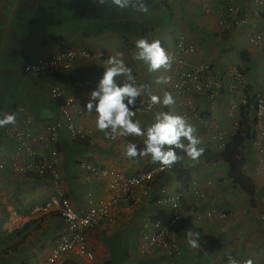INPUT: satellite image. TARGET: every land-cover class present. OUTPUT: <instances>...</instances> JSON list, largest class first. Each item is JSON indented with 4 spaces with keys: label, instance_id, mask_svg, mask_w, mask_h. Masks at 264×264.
Here are the masks:
<instances>
[{
    "label": "crops",
    "instance_id": "crops-1",
    "mask_svg": "<svg viewBox=\"0 0 264 264\" xmlns=\"http://www.w3.org/2000/svg\"><path fill=\"white\" fill-rule=\"evenodd\" d=\"M62 2L67 7L57 8ZM144 3L149 9L147 13L132 7L119 9L111 0H106L105 5L97 4V0H0V118L5 113L15 114V123L6 127L43 133L46 123L61 118L60 102L50 96L51 87L59 85L78 99L81 111L74 115L73 121L88 134L85 138L71 139L67 129H61L57 183L48 176L13 171L12 161H24L27 157L16 154L13 138L0 136V264H39L48 255L65 229L59 213L35 212L36 207L51 197L63 195L77 212L83 213L95 199L109 196L110 184L115 178L125 179L155 164L149 159L129 162L121 154L130 142L142 149V137L110 140L96 130L94 113L87 114L85 105L90 92L96 89L105 70L103 59H78L70 70H53L35 77L24 73L25 63L70 47L84 46L110 56L122 53L125 63L136 75L135 83L145 89L141 102L146 104L149 93L162 98L168 92L175 99L170 107L156 105L151 111L131 109L136 111L133 121L147 129L154 122L156 112L168 109L175 115L180 109L179 96L169 92L167 84H158L156 80L174 73L175 41L182 35L195 46L193 52L185 55L186 60L189 63L209 61L215 85L222 84L217 88L215 102L208 103L200 97L197 101L202 114L211 118L224 140L235 132L238 118L239 101L233 100L225 84L235 82V69L243 72V83L246 82L239 86V95L246 91L254 95L262 89L264 46L250 43L248 36L261 30L263 22L260 17L251 16L244 23L233 24L230 15L232 9L238 8V18L243 11L254 10L264 16V0H144ZM220 19L225 21L222 26L218 23ZM140 33L149 42H163L162 47L172 57L170 70L149 72L144 62L133 60ZM242 51L248 60L240 55ZM115 79L118 86L124 82L123 77ZM18 105L24 110L17 111ZM26 115L30 117L28 121ZM257 119L252 138L245 147V172L255 184V206L229 180L226 164L202 159L192 162L186 154L180 155L190 181L197 180L205 196L199 198L193 194L189 183L184 189L172 172L155 178L149 186L152 194L162 189L182 195L185 219L172 227L181 245L180 256L138 253L143 224L158 217L166 223L169 215L167 206L157 207L149 196L143 195L146 187L139 185L130 202L115 205L108 218L85 230L94 264H228V257L237 264H245L248 259L253 264H264V226L260 217L264 205V112ZM193 125L200 129L199 147L217 150L219 143L210 137L215 129L197 122ZM31 145L37 153L46 155L52 149L51 144L42 141ZM81 163L95 164L111 173L94 175L83 169ZM10 210L24 217L22 227L5 229L12 216ZM189 231L199 233L200 247L189 246L186 235ZM208 237L214 241L208 242ZM62 264L89 263L67 253Z\"/></svg>",
    "mask_w": 264,
    "mask_h": 264
},
{
    "label": "built area",
    "instance_id": "built-area-1",
    "mask_svg": "<svg viewBox=\"0 0 264 264\" xmlns=\"http://www.w3.org/2000/svg\"><path fill=\"white\" fill-rule=\"evenodd\" d=\"M239 9L234 8L231 11L230 19L233 24L244 23L251 16L260 17L263 22V28L259 31L251 32L248 36V41L254 45L264 46V16L259 11L254 10L249 13L243 11L239 17ZM224 19L218 21L219 25L224 24ZM195 50V46L185 41L184 36L180 35L175 41V71L167 83L171 92L181 98L180 109L178 115L185 117L189 122H197L205 125L206 128L215 129L214 133L210 135L211 139L217 141L218 147L224 146L223 134L217 130V126L202 115L200 105L197 97L213 102L217 96L214 90L215 81L211 77L213 74L212 65L207 60H202L195 64H190L185 55ZM110 55L102 51H94L87 47H70L67 49L53 52L45 57L38 56L34 60L25 63L22 68L28 76H39L41 74L49 73L53 70L67 71L73 67V63L78 59L97 60L108 59ZM127 65V64H126ZM128 66V65H127ZM129 67V66H128ZM133 72V71H132ZM134 77L136 76L133 72ZM243 78L239 72H235L234 81L242 82ZM79 85V83H77ZM81 83L80 85H82ZM219 85V84H218ZM227 89L232 95L237 93V86L230 82ZM50 96L60 102L59 110L61 118L54 120L51 123L45 124L44 132L41 134L29 133L25 129H10L7 127L1 128V137H10L16 141L18 156L25 155L27 158L24 161L18 162L13 160L11 169L19 173H31L39 176H48L55 183L60 178L58 170V149L60 131L66 128L71 139L85 138L87 132L82 131L76 127L73 121L75 114H80L81 108L78 99L70 93H67L61 86L55 85L50 89ZM245 96L240 97V102L245 101ZM257 113L260 115L264 110V91L257 98ZM24 107L19 105L17 111H23ZM28 121L29 115L25 116ZM65 124V125H64ZM197 135H200V129H197ZM42 141L46 144H51L52 149L49 154L37 153L32 142ZM83 169L90 173L105 174L109 171L100 168L95 164L81 163ZM0 167L2 165L0 164ZM174 165L169 169L161 170L159 164H154L149 169H140L134 175L128 176L125 179L115 178L114 182L110 184L112 192L107 197L95 199L89 207L83 212L79 213L75 210L70 200L63 196H53L48 199L43 205L35 208L36 213H59L65 222L64 231L57 237L55 243L50 249L48 255L39 264H62L63 258L67 253H73L81 260L94 264V253L87 246L85 240V230L89 226L97 225L102 219L110 216L111 209L118 204H124L132 200L134 189L141 185L146 187L143 190L144 196H149L150 200L157 207L167 206L168 218L165 223L161 218L151 220L149 223H144V229L141 230V239L137 245V251L140 255H158L164 254L166 256L181 254V245L178 237L172 231V227L181 224L185 219L184 206L182 195L178 192H168L161 189L160 193L154 192L149 188L150 183L158 178L172 172ZM111 173V172H109ZM173 173V172H172ZM159 179V178H158ZM188 188L193 194L199 198H203L205 194L200 191V183L197 180H191ZM11 217L5 225V229L10 230L14 227H20L24 217L16 214L15 211L10 210ZM213 211L208 212L211 215ZM260 217L262 225L264 226V205H262ZM22 227V226H21Z\"/></svg>",
    "mask_w": 264,
    "mask_h": 264
},
{
    "label": "clouds",
    "instance_id": "clouds-1",
    "mask_svg": "<svg viewBox=\"0 0 264 264\" xmlns=\"http://www.w3.org/2000/svg\"><path fill=\"white\" fill-rule=\"evenodd\" d=\"M105 3L106 0H97V4L99 5H105ZM111 4L119 9L132 7L137 12L141 13H147L149 11L144 0H111ZM132 58L135 61L144 62L149 72H159L161 70L168 71L172 66V57L161 46L159 40H152L149 42L143 38L138 39L135 42V52ZM103 67L105 70L102 78L99 80L96 89L90 92L89 101L85 105L87 114L94 113L95 115L96 130L104 133L110 140L128 136L142 137V149H138L135 143L130 142L126 144L121 153L129 162L149 159L151 163L159 164L161 170L169 169L182 159L181 156L177 155V149L185 153L187 158L192 162H197L203 155L204 149L199 147L201 140L197 135L195 126L185 117L178 115V113L174 115L169 112L158 111L154 115V122L147 127V129H142L139 122L133 121V117L136 116V111L131 109L136 108L137 100L145 93V89L141 86H137L135 83L132 69L126 65L123 54L117 53L116 55L109 56L108 59L103 62ZM236 71L239 72L243 78L242 82H234L238 90L239 86L244 81V75L241 70L235 69V72ZM116 77H123L124 82L122 86L117 85ZM169 81L170 77L161 76L157 78L156 83L167 84ZM262 82V89L254 95L247 91L242 95L246 97V94L249 93V95L254 96L255 102L257 103L258 96L264 91V76ZM228 83H230V81L225 84L227 85ZM245 84L246 82L242 85ZM219 85L222 84L219 83ZM218 86L214 88L217 95V88L221 87ZM230 95L233 97V100L239 101L238 106L243 103L239 100L242 95L238 93L235 95L230 93ZM216 99L217 96L213 102H215ZM206 101L208 103H213L208 100ZM174 104L175 99L171 93L165 92L162 98L149 93L146 107L148 111H151L156 105L170 107ZM231 110L234 111L232 105ZM263 112L264 110L262 113ZM255 114L257 118L261 115H258L257 109ZM15 121V114L5 113L3 118H0V127L14 124ZM223 141L225 143L227 140L223 139ZM218 149L221 148L218 147ZM186 235L188 238L187 242L191 248L200 247L198 243L200 238L199 233L189 231L186 232ZM228 264H237V261L228 257ZM245 264H253V260L248 259L245 261Z\"/></svg>",
    "mask_w": 264,
    "mask_h": 264
},
{
    "label": "trees",
    "instance_id": "trees-1",
    "mask_svg": "<svg viewBox=\"0 0 264 264\" xmlns=\"http://www.w3.org/2000/svg\"><path fill=\"white\" fill-rule=\"evenodd\" d=\"M143 38L148 40L143 33H140L139 39ZM187 41L186 37H184ZM161 46L163 42L160 41ZM244 51L240 52V55L244 60H248L249 57H245ZM195 64V63H190ZM121 86L122 84L119 83ZM136 108L146 109V104L137 100ZM257 105L254 96L246 94L245 101L239 105L238 118L236 121L235 132L233 135L227 139L224 146L221 149L212 150L208 148H203L204 153L199 158L205 162H222L228 166V178L229 180L237 186L243 194H246L250 198V205L255 206V184L253 180L246 174V155L245 147L246 142L252 138V133L254 132V126L257 124L258 119L255 114ZM164 112H168V109H164ZM177 155H184L181 150H176ZM148 168V167H147ZM146 168V169H147ZM172 172L175 174L176 178L185 189L186 185L190 181V176L188 170L182 165L181 161L174 164ZM188 223L190 222V217H188ZM208 242L214 241L212 237L207 238ZM217 244V243H216ZM216 244H214L216 246Z\"/></svg>",
    "mask_w": 264,
    "mask_h": 264
},
{
    "label": "rangeland",
    "instance_id": "rangeland-1",
    "mask_svg": "<svg viewBox=\"0 0 264 264\" xmlns=\"http://www.w3.org/2000/svg\"><path fill=\"white\" fill-rule=\"evenodd\" d=\"M65 5V6H64ZM67 5L68 4H66V2H62V3H58V6H57V8H66L67 7ZM169 92H171L170 90H169ZM178 102H177V104H179L180 103V101H181V98L179 97L178 98ZM178 107L180 108V106L178 105ZM176 109V108H175ZM191 124H193L194 122L192 121V122H190Z\"/></svg>",
    "mask_w": 264,
    "mask_h": 264
}]
</instances>
